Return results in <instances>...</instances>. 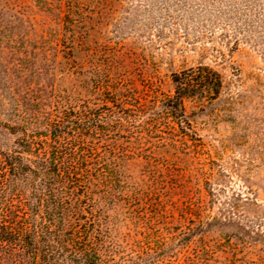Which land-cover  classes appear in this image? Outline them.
<instances>
[{
    "label": "rangeland",
    "instance_id": "374dc122",
    "mask_svg": "<svg viewBox=\"0 0 264 264\" xmlns=\"http://www.w3.org/2000/svg\"><path fill=\"white\" fill-rule=\"evenodd\" d=\"M200 65L216 100H187L172 132L111 135L127 154L100 161L108 194L75 229L90 255L59 264H264V0H0V152L116 88L171 95Z\"/></svg>",
    "mask_w": 264,
    "mask_h": 264
},
{
    "label": "trees",
    "instance_id": "16d2710c",
    "mask_svg": "<svg viewBox=\"0 0 264 264\" xmlns=\"http://www.w3.org/2000/svg\"><path fill=\"white\" fill-rule=\"evenodd\" d=\"M172 83L171 95L156 92L149 99L134 89L116 88L100 105L86 100L76 112L72 107L56 115L45 130L23 131L17 147L0 152V264H59L67 254L89 257L91 249L79 242L83 237L75 229L101 209L108 194L100 161L113 152L117 167L127 154L111 135L129 129L132 137L143 139L163 127L176 130L187 122V100L209 104L222 89L219 72L204 65L174 73ZM101 144L107 145L103 154ZM102 184L106 188L98 199Z\"/></svg>",
    "mask_w": 264,
    "mask_h": 264
}]
</instances>
